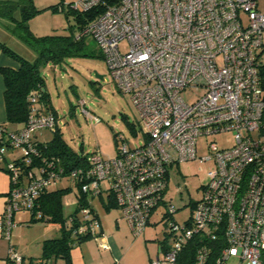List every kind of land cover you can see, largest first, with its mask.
Instances as JSON below:
<instances>
[{"label": "built area", "instance_id": "built-area-1", "mask_svg": "<svg viewBox=\"0 0 264 264\" xmlns=\"http://www.w3.org/2000/svg\"><path fill=\"white\" fill-rule=\"evenodd\" d=\"M98 2L67 4L88 10ZM85 35L95 41L118 89L130 95L144 140L129 146L118 135L113 157L99 150L82 154L69 170L58 156L33 163L40 157L34 133L54 131L57 120L38 103L42 90H32L26 123L18 131L0 125V163L9 149L21 152L5 162L10 188L0 221L3 235L9 239L16 212H32L44 189L68 178L80 193L76 216L64 223L74 237L101 239L90 199L105 192L134 235L165 207L164 238L151 264H180V252L192 238L198 242L194 264H225L231 257L235 264H264V10L258 0H120L76 37ZM123 40L125 51L119 48ZM188 90L198 91L192 101L181 95ZM224 131L233 133V145H208L201 159L215 166L192 216L175 220L176 209L165 197L168 166L196 158L200 136ZM213 242L218 254L209 260ZM100 246L109 247L102 241ZM8 260L22 263L12 246Z\"/></svg>", "mask_w": 264, "mask_h": 264}, {"label": "rangeland", "instance_id": "rangeland-1", "mask_svg": "<svg viewBox=\"0 0 264 264\" xmlns=\"http://www.w3.org/2000/svg\"><path fill=\"white\" fill-rule=\"evenodd\" d=\"M73 0H32L36 9L34 15L28 19L31 32L42 36L47 34H68L69 25L74 23L72 15H66L67 3ZM259 8L264 10V0H258ZM29 9V8H27ZM15 19L21 18L20 6L11 10ZM14 23L6 16L0 15V41L15 53L34 62L37 52L31 46L19 39L11 29ZM84 48L81 53L66 57L57 64L41 63L39 70L43 75L44 89L48 93L50 105L55 112L57 128L65 142L75 151L88 154L99 150L103 157H113L116 154V137L121 135L129 146L140 145L144 140L143 132L139 124V114L133 105L130 95L122 92L116 86L115 81L109 74V69L98 49L95 41L89 36L82 37ZM127 42L121 41V51L127 50ZM97 75H101L102 78ZM198 91H183L182 97L192 101ZM85 102V106L82 104ZM85 107L92 117H98V122H93L88 115L82 111ZM132 124V125H131ZM53 135L52 130L43 128L34 133V138L39 141H48ZM215 143L218 147H229L233 145V133L224 131L210 135L200 136L197 140L196 158L181 161L177 165L168 166L169 180L165 197L170 199L176 209L172 218L183 221L194 213V203L202 195L201 185L208 181L207 173L215 165L213 160L201 159L208 155V145ZM21 152L16 150L15 155ZM70 185L67 197L72 198L77 185L68 178L60 179L50 189L62 188ZM106 193L90 199L91 205L101 218L108 212L121 216V210L111 206L106 212L104 203ZM74 204L65 203L63 214L69 215L75 211ZM21 212V211H20ZM165 207L160 205L152 214L151 222L143 232L134 235L126 221L121 230H117L115 219H112L114 235L123 243L121 249L122 264H151L159 254V242L164 238V220L162 219ZM28 216L30 211H24ZM118 217V219H122ZM17 221V220H16ZM19 226V227H18ZM44 230L46 236H59L60 226L58 223L46 222L45 220L32 221L30 223H18L12 229L16 240L29 242V253L32 256H40V250L35 247V237L41 235ZM111 231H106L109 234ZM49 234V235H48ZM21 236V237H20ZM43 239V238H42ZM41 239V240H42ZM14 240V238H13ZM99 238H89L85 242L96 246ZM79 246H73L71 253H77ZM19 253V252H18ZM28 253V254H29ZM21 256V254L19 253ZM120 257H113L114 264ZM237 258L231 257L225 264H235ZM27 258L23 264H28ZM33 264H41L37 258ZM243 264H248L244 262Z\"/></svg>", "mask_w": 264, "mask_h": 264}, {"label": "trees", "instance_id": "trees-1", "mask_svg": "<svg viewBox=\"0 0 264 264\" xmlns=\"http://www.w3.org/2000/svg\"><path fill=\"white\" fill-rule=\"evenodd\" d=\"M119 1L120 0H99L95 6L88 10H74L70 8L69 4H66L67 8L65 14L72 15L74 20V23L69 25L70 32L68 34H47L38 36L31 32L28 25V19L36 12V9L32 5V0H0V15H6L14 23L11 32L37 52L35 61L30 62L0 41L2 50L16 59L19 63L17 69L8 66L0 67V73L3 76L5 84L3 97L7 123L22 125L26 123L30 108L28 94L32 90H42L38 103L41 104L44 111H50L55 115L50 105L48 93L44 89V79L39 70V64L49 62L57 64L62 62L66 57L81 53L84 48V39L82 37L77 38V34L99 14L103 13L108 6ZM19 6L21 9V18L15 19L11 15V10ZM261 86L262 89H264V69L261 70ZM3 126L11 130L7 125ZM15 130L18 131V129ZM52 132L53 135L48 141H39L34 138L40 152V157H36L33 163L41 162V157L44 156H58L63 159L62 164L65 169L69 170L77 163L78 159L82 157L83 153H79L71 148L63 139L58 128ZM69 188L70 186L44 189L35 199L34 209L30 212V220H45L46 222L58 223L60 226L61 233L59 236L46 238L41 242L40 260L43 264H49L48 261L57 258H62L67 264H70V249L80 241L89 237L88 235L74 237L72 236L71 229L65 228L64 223L66 218L68 216H76L80 204L79 202L76 203L75 211L64 216L62 197L69 191ZM75 195L77 199H80L78 190ZM105 206L107 208L111 206L116 207L115 204L108 199L106 200ZM37 211H40V216H36ZM150 222L151 221H149L148 224H150ZM162 241L163 239L159 244H161ZM197 244L198 242L195 238L190 239L186 243L178 258L180 264H194ZM209 245V260H212L218 254L217 245L214 242L209 243ZM8 264L12 263L8 261Z\"/></svg>", "mask_w": 264, "mask_h": 264}, {"label": "crops", "instance_id": "crops-1", "mask_svg": "<svg viewBox=\"0 0 264 264\" xmlns=\"http://www.w3.org/2000/svg\"><path fill=\"white\" fill-rule=\"evenodd\" d=\"M3 66H8V67L17 69L19 67V63L16 59H14L10 55L6 54L2 50V48L0 47V67H3ZM4 89H5V84H4L3 76L0 73V125H7V127L11 130L19 129L23 126L22 124L7 123L4 97H3ZM15 152H16L15 149L14 150L9 149L6 153L5 160L0 163V221L2 219V212L4 209V205H5V195L7 194L8 190L10 188V179H9V174H8L7 170L5 169V162L8 159H10V157L16 156ZM68 186H70V185H68ZM65 187H67V186H65ZM76 192H77V190H76ZM76 192L74 191L72 198L67 197L66 193L63 195V197H62L63 209L65 206V203L74 204L76 206V202H75V200H76L75 193ZM106 198H107V196H106ZM105 203H104V207L106 208L105 211L108 212V210L111 207L107 208L105 206ZM94 211L99 218L101 231H102L101 239L99 241H97L96 246L93 245L92 243L85 242L86 240H88L89 238H92V237H88L87 239L80 241L78 244L75 245V246H79V248L77 249V253H75V251H74V253H71L72 248L70 249L69 263L70 264H111V262L113 261V257L118 255L120 257V259L118 260L119 261L118 263L122 264V257H121L122 255H121V249L120 248L122 247L123 243H120V238H118L117 236L114 235V228L112 225V219H115V224L117 226V230H121L122 227L126 226L123 223V221L125 219L123 220V218L121 216H117L116 213H111V212H108L103 218H101L99 216V214L96 212V210H94ZM118 217H121L122 219H118ZM30 219H31V213L27 216L26 213H24V211L16 212L13 216V221H14L15 225L10 230L9 239L3 235L2 230L0 229V264H8V261H9L8 260V252H9L10 246H12L16 252H19L21 254V257H22V263L21 264H23L27 258L29 259L28 264H33L32 262L37 258L40 259V256H38V257L32 256L29 253V251H30V246H28L29 242L24 241L25 244H23V241L21 238H20V240H16L17 238L14 237L12 234V229L14 227H16L18 225V223L19 224L20 223H30V222L34 221V220H30ZM150 221H151V219H150ZM127 225H128V223H127ZM106 231H111V232L109 234H107ZM45 233H47V230H44L42 232L41 235H43V236H41V238L38 236L34 238L35 247H37V250H40L39 255L41 254V242H42V240H44L46 238H51L50 236H46ZM13 238H14V240H13ZM101 241L103 243H106L109 247L108 248L101 247L100 246ZM119 246H120V248H119ZM40 263L43 264L41 262V260H40ZM48 263L49 264H67V262L62 258L50 260V261H48Z\"/></svg>", "mask_w": 264, "mask_h": 264}, {"label": "water", "instance_id": "water-1", "mask_svg": "<svg viewBox=\"0 0 264 264\" xmlns=\"http://www.w3.org/2000/svg\"><path fill=\"white\" fill-rule=\"evenodd\" d=\"M98 77H100V78H102V76L101 75H97Z\"/></svg>", "mask_w": 264, "mask_h": 264}]
</instances>
